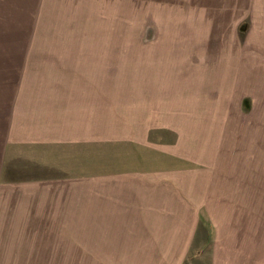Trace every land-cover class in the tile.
I'll list each match as a JSON object with an SVG mask.
<instances>
[{
  "label": "rangeland",
  "instance_id": "obj_1",
  "mask_svg": "<svg viewBox=\"0 0 264 264\" xmlns=\"http://www.w3.org/2000/svg\"><path fill=\"white\" fill-rule=\"evenodd\" d=\"M260 38L264 0H0V123L40 85L84 86L64 81L68 74L82 76L91 92L105 97L89 98L87 146L26 154L63 162L74 177L88 176L89 216L77 207L83 193L74 202L50 201L49 194L41 202L28 189L0 186V264L213 262L189 259L195 247L185 259L136 255L153 250L148 222L169 212L147 210L148 175L216 187L203 199V210L212 214L203 213L202 223H213L214 231L221 220L247 223L235 228L251 235L253 251L260 243L264 264V130L257 113H248L256 98L243 97L257 89L241 76L245 69L257 74ZM71 43L84 55L63 58L74 51L60 48ZM97 100L101 104H93ZM185 169L191 174L180 173ZM103 175H113L110 182L117 179L120 190L129 189V177L139 179L133 192L142 196V209L134 198L126 218L129 203L100 211L92 198ZM156 202L151 198L149 205Z\"/></svg>",
  "mask_w": 264,
  "mask_h": 264
},
{
  "label": "crops",
  "instance_id": "obj_2",
  "mask_svg": "<svg viewBox=\"0 0 264 264\" xmlns=\"http://www.w3.org/2000/svg\"><path fill=\"white\" fill-rule=\"evenodd\" d=\"M64 46L67 47L60 49L74 52L69 53L70 57L63 58H71L73 55H84V53L77 52L78 50H83V48L74 47L76 45L72 43ZM257 48V74H251L250 69H245L242 71L243 74L241 76L243 79L251 80L249 81L252 82L250 85H253V88L255 86L257 89L256 92L246 94L243 97H247V99L256 98V103L254 101L251 102L248 113H257L258 129L264 130L263 38L258 39ZM92 50H96V48H92ZM73 60L75 59H71V61ZM64 81H77L83 83L84 86L80 89L72 85L73 88L70 90L63 85L57 89H50L40 85L39 87L41 88L32 90L35 91V95H27V92H25L26 95H23L21 101H18L19 107L9 110L8 113L3 115L4 117L6 116L7 120L0 123V186L3 189L19 188V191L25 190V192L29 190L34 195L35 200H40L41 202L47 200V194H49L48 198L52 201V199L69 200L71 198L78 200L74 198L75 195L80 197L79 195L83 193L81 200L76 202L77 207L80 210L86 209V215L89 216L91 184L88 176L74 177L73 171L69 170L67 165H62L61 163L63 162H59V164L57 160L48 159L46 161L43 156L42 158L32 156V159H27L26 156V154H32L28 152L44 151L43 153H47V149L53 151L58 147L66 148V146L69 147L70 145L87 146L90 140V99H100L102 93L91 92L90 82L85 81L80 75L78 77V74L64 75ZM255 81L257 84H255ZM66 97L67 99L72 97L70 98L72 99V109H70ZM104 98L102 97V99ZM93 104L99 105L101 102L97 100ZM27 147L35 149L29 151ZM60 161L64 160L61 159ZM190 172L191 170L185 169L180 173L191 174ZM150 176L148 175V177L144 178L146 188L150 189L152 194V196H146L147 210L149 212L154 209L169 212L167 214L160 212L164 220L148 222V225H153L150 230L151 234L147 231L149 238L154 243L153 250L142 249L136 252L137 256L185 259V257H188L187 252L191 251V247H195L191 251L189 259L197 258V256L202 258L206 256L205 258L214 259L213 262L212 260L210 261V264H260L258 262L261 257L259 255V250H261L260 243L257 241V245L252 246L256 248L253 251L250 243L251 235L244 228H235V226L240 227L247 223L237 224L221 220V223H215L218 224L215 231L212 230L213 223H202L200 216L203 213L206 216H211L212 214V211L208 208L205 211L203 210V205L208 202L203 199L209 200L212 189L214 190L216 187H212L207 182L204 184L201 182L199 184H197L198 182H190L188 184L187 180L181 184V181L178 179L176 181L175 178L173 179L174 183H170L168 181L169 177L167 180L156 181L154 179H159V176L157 178H150ZM107 177H110V180ZM103 178L105 182H102V176L99 177L98 185L94 187L96 193L94 198H92L93 201L95 199L98 200L95 203L100 211L109 210L110 212H115L117 205H120V208L123 209L124 207L122 208L121 204L125 206L126 203H129L124 209V215L121 216L126 218L130 216V214L128 215V209H134L131 203L134 198V203L137 205L136 208H141L139 203L142 196L140 193L135 194L133 192V187H135L136 181L139 179L132 176L129 177L126 182L129 189L120 190L121 183L118 184L117 179L113 180L114 182H110L113 175H103ZM106 180L108 181L107 183ZM100 182L101 184H99ZM103 184L109 185L113 189L108 187V192H105L101 189ZM151 198H155L157 201L153 206L149 205ZM73 199L69 201L74 202ZM180 218L182 219L181 222L178 220ZM157 226H163L164 228L162 230L160 228L155 229L154 227ZM175 227L177 228L176 231H174ZM211 231H214V233H211ZM172 232H177V237L171 238ZM208 248L210 251L209 255L204 252ZM199 251H201V254H197Z\"/></svg>",
  "mask_w": 264,
  "mask_h": 264
}]
</instances>
